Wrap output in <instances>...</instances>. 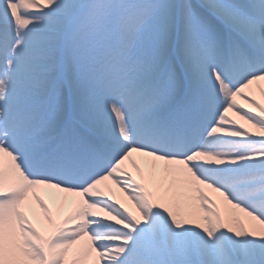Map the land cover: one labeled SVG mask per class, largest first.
<instances>
[{"label":"snow or ice","instance_id":"6c2138e0","mask_svg":"<svg viewBox=\"0 0 264 264\" xmlns=\"http://www.w3.org/2000/svg\"><path fill=\"white\" fill-rule=\"evenodd\" d=\"M261 82L264 0H0V264H264Z\"/></svg>","mask_w":264,"mask_h":264},{"label":"bare ground","instance_id":"6f19581e","mask_svg":"<svg viewBox=\"0 0 264 264\" xmlns=\"http://www.w3.org/2000/svg\"><path fill=\"white\" fill-rule=\"evenodd\" d=\"M259 87H264V82H261L260 85H253L252 91H253L254 94L257 96V98H259V91H258V88H259ZM229 116H230L232 119H238L237 117L233 116L232 113H229ZM238 122H239V121H238ZM129 170H131L130 165H129ZM205 191H206L209 195H212L213 198L216 199L218 203H220V201L222 200V198H220V197L218 196V194L211 193L210 190H205ZM40 194L45 198L46 202H48V200H47V195H46L45 193H43V192L40 193ZM113 194H114V196H115L117 199L122 200V201L125 203V205H126L130 210H132L133 212L136 211L134 205L132 204V202H131V201H128L127 198H126V196H125L123 193H121V192L119 191V189L115 188V186H113ZM68 199H69V201H71V200L74 199V198L69 197ZM50 206H51V205H50ZM70 211H71V204L69 203V205H68L67 207L64 208V211H63V213H62L61 215H66V214H67L68 212H70ZM233 211H235V210H233ZM69 226H71V225H69Z\"/></svg>","mask_w":264,"mask_h":264},{"label":"rangeland","instance_id":"374dc122","mask_svg":"<svg viewBox=\"0 0 264 264\" xmlns=\"http://www.w3.org/2000/svg\"><path fill=\"white\" fill-rule=\"evenodd\" d=\"M237 215L243 218V214H241V213H237Z\"/></svg>","mask_w":264,"mask_h":264}]
</instances>
